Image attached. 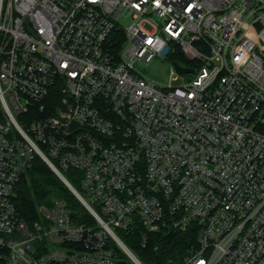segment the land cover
Instances as JSON below:
<instances>
[{"label":"built area","instance_id":"2783aa9c","mask_svg":"<svg viewBox=\"0 0 264 264\" xmlns=\"http://www.w3.org/2000/svg\"><path fill=\"white\" fill-rule=\"evenodd\" d=\"M35 156L90 222L56 197L23 218ZM136 226H193L180 264H264V0H0V264H143Z\"/></svg>","mask_w":264,"mask_h":264},{"label":"trees","instance_id":"16d2710c","mask_svg":"<svg viewBox=\"0 0 264 264\" xmlns=\"http://www.w3.org/2000/svg\"><path fill=\"white\" fill-rule=\"evenodd\" d=\"M176 56L177 61H183L180 54ZM77 173L73 169L65 171L68 180L78 189ZM54 197L66 200L75 221H91L85 207L65 183L42 159L35 156L14 187L15 205L23 218L31 221L38 217V205L48 203ZM195 230L193 226L185 231L164 226L158 232L147 233L144 244H142V229L138 226L130 230H117L116 232L143 264H180L186 248L194 244ZM118 256L121 257V264H134L120 250Z\"/></svg>","mask_w":264,"mask_h":264},{"label":"rangeland","instance_id":"374dc122","mask_svg":"<svg viewBox=\"0 0 264 264\" xmlns=\"http://www.w3.org/2000/svg\"><path fill=\"white\" fill-rule=\"evenodd\" d=\"M126 23L125 20L122 21ZM171 62L160 56H155L149 63H139L136 65V70L142 74L145 78L152 80L160 86H164L168 83L170 78ZM180 77H176L172 80V84L180 83Z\"/></svg>","mask_w":264,"mask_h":264},{"label":"water","instance_id":"95a60500","mask_svg":"<svg viewBox=\"0 0 264 264\" xmlns=\"http://www.w3.org/2000/svg\"><path fill=\"white\" fill-rule=\"evenodd\" d=\"M176 69L178 70V72L180 73H184V72H193V69H190V68H184V67H181L179 65L176 64Z\"/></svg>","mask_w":264,"mask_h":264}]
</instances>
